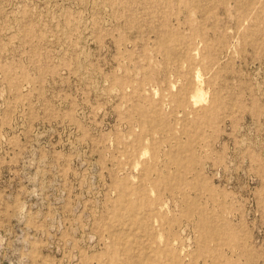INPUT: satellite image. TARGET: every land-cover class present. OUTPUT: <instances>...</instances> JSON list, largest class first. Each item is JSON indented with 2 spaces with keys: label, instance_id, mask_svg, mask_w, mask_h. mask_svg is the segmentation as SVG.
Wrapping results in <instances>:
<instances>
[{
  "label": "rangeland",
  "instance_id": "1",
  "mask_svg": "<svg viewBox=\"0 0 264 264\" xmlns=\"http://www.w3.org/2000/svg\"><path fill=\"white\" fill-rule=\"evenodd\" d=\"M0 264H264V0H0Z\"/></svg>",
  "mask_w": 264,
  "mask_h": 264
},
{
  "label": "bare ground",
  "instance_id": "2",
  "mask_svg": "<svg viewBox=\"0 0 264 264\" xmlns=\"http://www.w3.org/2000/svg\"><path fill=\"white\" fill-rule=\"evenodd\" d=\"M198 98H200V97H198Z\"/></svg>",
  "mask_w": 264,
  "mask_h": 264
}]
</instances>
